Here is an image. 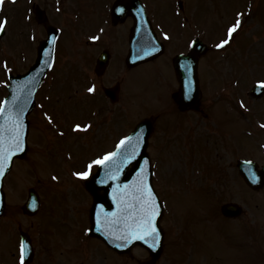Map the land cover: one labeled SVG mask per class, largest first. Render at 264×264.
Wrapping results in <instances>:
<instances>
[{
  "label": "rangeland",
  "instance_id": "obj_1",
  "mask_svg": "<svg viewBox=\"0 0 264 264\" xmlns=\"http://www.w3.org/2000/svg\"><path fill=\"white\" fill-rule=\"evenodd\" d=\"M27 1L31 3V0ZM37 1L42 4L45 3V0ZM149 1L150 11L148 13L151 14L155 23L160 22L164 24L166 20H169L173 16L174 18H171V21L174 25L178 24V19L182 24L183 31L191 29L193 34L195 33L208 44V41H210V45L214 47L215 53H212L214 55L212 58V61H214L212 76L219 75L222 78L226 75L227 70L231 69L234 76L239 77V72L233 70V68H238L245 60L241 68L242 70H240L241 80L245 81V89L240 92L237 90L238 86L234 88L229 86V89L226 87V84L221 86L218 83L219 87H216L217 85L214 83L213 86V82L217 81L216 78H207V70L210 68V61L207 62V59L210 54L205 52V54L202 53L198 58L199 64L202 62L203 72L202 74L201 70L199 71L201 78L200 86L203 89L200 108L206 109L207 112L211 111L210 122L194 123L189 128L193 132L192 134L180 136V142L178 143L172 140L174 141L172 144V166L174 167V173L180 177L192 178V188L189 187L185 179H175L174 175H167V181L164 179L163 172H165V167L159 156L163 141H160L158 144L157 142L161 138L166 141L167 129L164 130L154 121L155 129H158V131L156 130L155 138L153 137L150 140L149 149L152 159L157 160L159 181L162 184L163 191L166 193L164 195L161 193V198L167 206L163 223L166 227L171 228V232L168 235V239L171 242V251L178 258H181V255H185L183 264H264L262 260H259L260 254H264V189L259 192L247 189L235 170L236 160L251 159L258 166L259 164L262 165L264 161V156L261 154L260 149V146L264 144V138H262L264 134L257 130V126L253 125L255 121L249 118L251 112L256 119H262L264 122V99L258 100L257 97L250 95L251 84L254 81L264 79V0H182L184 8L182 13L177 12L176 0H170V2L158 0L157 3L154 0ZM208 1L210 5H208ZM215 2L219 3L214 4ZM73 5L80 13H86L84 0H74ZM12 7H15L16 10H2L6 8L4 4L0 11V15L3 18H6L8 13L10 16V22L7 23L6 30L0 38V80H4L1 61L4 60L3 64L9 69H13V64L8 62L9 57L14 61V54H17L24 46V49L20 51L21 61L27 62L32 46V40L27 31L22 32L21 30L28 29L26 26L27 22L23 19V15L25 14L24 5L22 3H15ZM170 13L171 17H169ZM238 14H242L239 16L241 24L243 23L242 30L234 33L232 41L224 48H217L216 45L220 43L227 27L235 23ZM88 16L92 17L90 12H88ZM65 20L68 25L73 22L69 17ZM169 22L165 23L162 29L168 32V35L175 32L169 30L174 29L172 25L168 24ZM84 23V21H80L78 26L75 24L68 26V33L63 38L64 43H61V47L66 52H70L63 63V68L67 69L69 76L66 74L62 75L61 71L58 70L60 63H58L57 68L54 67V71L52 72L53 88L46 96V103L49 104L53 118L58 117L60 127L63 126L62 121L63 116H65V107L71 105V108L67 110L70 114L68 125L70 123H81L85 116L80 119L81 115L78 114V107L76 106L79 105L78 102L83 97L80 92L83 80L79 78V72L81 70L85 71L87 73L86 80H90L91 86L95 85L96 89L92 96H88V99H84L82 102L99 104L100 100H102L100 85L113 86L115 83H119V97L115 104L118 127L115 128L117 129V140L120 141L132 130L136 122L143 119L153 120L151 115L156 114L158 109H160V112L167 111L168 96L172 91L173 93L176 91L177 82L175 80L171 81L168 78L166 82L161 81L160 78L156 79L151 70L126 71L122 63L119 65L122 72L114 73L110 71L108 73L107 69L103 77L97 79L93 73L94 58H92V54L96 50L93 47L105 48L110 55L111 63L115 53L112 46L113 42L106 41L104 45L92 44L93 47L84 46L86 42L89 43V39H92V37H89L94 35L93 31L91 32V27L97 26V21H91L89 18L86 23L91 27L85 25L89 29H80ZM153 25L156 26L154 23ZM31 26L34 29H41L40 27H36L35 23H31ZM244 29H246L247 38L244 36ZM176 32L182 34V50H185L190 37L188 35L189 31L187 34L182 33L181 29ZM9 37L12 40L8 44ZM173 41L175 40L170 38V41L167 42L168 46L165 51L167 56H170L171 49L176 46ZM121 44V40L118 38L115 47L119 48ZM249 48H252L250 53ZM97 52L98 50H96L95 56ZM246 54L249 60H247ZM121 57L123 60L124 51ZM217 58L221 60V64L215 61L218 60ZM162 61H156L143 67L158 66ZM23 68L21 69V65L16 66V69L19 71H22ZM131 71L133 72L128 75ZM70 73L73 78L70 77ZM157 80H160L162 85L165 86L167 97L165 89ZM75 90L77 94H75ZM1 95H4L2 88H0V97ZM79 96L81 97L80 99ZM44 98L40 96L39 101L44 100ZM37 111L40 110L33 111L34 114L31 117L32 123L30 125L31 133L29 140L39 141L40 139V143H49L51 130L43 124ZM180 114L182 117L188 116L190 119H196L201 116L199 111ZM209 123L214 127L210 126ZM249 123H251L252 127ZM169 125H175V123L170 121ZM217 127L219 129L222 127L226 129V134L221 133L217 137L218 144L222 143L220 146L223 147L224 151L222 152L224 154L222 160L228 163L225 171L221 172L225 176H219L221 173L216 168L217 162L207 169L197 167L195 163H199V160H194L192 153L187 151V146H184V144H191V141H198L203 134L213 137V130H216ZM236 127L240 128L232 135ZM254 129L257 140L255 139ZM56 139L58 143L57 147H59L56 152H47L38 149L34 145L24 162H15L13 164V170L6 180V213L8 216L0 221L1 256L9 258L12 250L15 249L16 239L14 237V229L16 225L13 222L17 217L16 209L23 200L24 190L30 185L33 176L36 175L39 178L44 176L46 167L41 169L42 157L45 158L46 156L59 154V150H62L61 154H63L64 149H66L65 147H74L76 146L75 142L79 143L80 140L79 137L75 138L73 136H69L67 141L65 139L59 140L58 137ZM91 151L92 149L87 147L77 148V154H80V161L75 165L74 169H83L86 166L88 162L86 157ZM228 152L230 155H228ZM157 156H159V159ZM215 161V158H213V162ZM200 165L202 166V162ZM53 170L59 169L53 167ZM13 179L14 181H12ZM47 186L48 184L43 182V189ZM51 195L54 196L55 193ZM168 197H170L169 200ZM233 201L237 203L243 202V204H246L245 209L248 208L245 211L246 214L243 216V219L238 224L241 225L239 228L236 227V224L225 223L220 217L216 218V215L208 216L209 212H213L212 206L215 202L216 204H223ZM262 205L263 207H261ZM47 207L49 208L48 202H46ZM209 207H211V210L207 212ZM200 211H204L205 215L199 213ZM171 213H178L180 218L186 219V224L188 223L187 227L189 230L192 228V232L196 234L194 241L190 240L186 243L188 239L185 236L174 238L175 232L173 230L177 229V225L171 221ZM254 221L259 225L254 224ZM21 222L26 225V228L36 232V225L33 228L30 222L25 220H21ZM47 222L46 230L53 229L52 223H49V220ZM32 223L35 224V222ZM37 231L41 233L42 229H38ZM260 235L262 238H259ZM50 237H56V234L53 233ZM46 243H48V239ZM185 244L186 246H184ZM134 255L140 259L144 257V253L140 249L134 250ZM158 264L171 263L168 261L167 256H164Z\"/></svg>",
  "mask_w": 264,
  "mask_h": 264
},
{
  "label": "snow or ice",
  "instance_id": "obj_2",
  "mask_svg": "<svg viewBox=\"0 0 264 264\" xmlns=\"http://www.w3.org/2000/svg\"><path fill=\"white\" fill-rule=\"evenodd\" d=\"M5 4V0H0V7ZM123 11V9H120ZM238 14L235 23L231 24L226 29V38L222 39L220 43L216 45L217 48H224L228 45L237 33L238 29L241 28V19ZM7 18L0 20V33L6 30ZM93 40L99 39V37H92ZM256 88L264 90V79L258 80L255 85ZM95 85L87 89L88 92H95ZM243 106V105H242ZM23 109L16 114L15 118L9 114L5 116V109L0 107V117H5V123L0 124V177H3L6 171L9 170L10 165L13 163V157L18 153L24 151V125L20 119ZM49 122L51 123V118L49 117ZM91 125L76 124L74 131H87ZM131 144V139L125 137L119 142V147H124ZM118 156L117 152H109L104 156L92 160L83 171H76L73 173L79 179H87L94 165L96 166H107L109 164L116 165L117 162L114 158ZM135 156V150L131 155L125 157V160L131 159ZM145 164L148 161L144 162ZM118 169V165H117ZM116 177L113 176L112 179ZM53 180H57L58 177L53 176ZM104 183V181H101ZM128 194V189L125 188L124 194L121 197H114L120 204H124V208L120 210L119 213L105 214L110 215L113 219L105 225L102 221L98 219V230L100 227H107L110 231L108 235H115L118 240H141L145 243H150L151 248H156L160 241V229L157 227V218L161 216L160 203L158 202L152 187L147 182V177L143 174V169L141 170V175L137 181L131 186V200L125 203L124 196ZM33 203V207H35ZM117 226H120L117 228ZM118 233V234H117ZM124 245H117V247H123ZM28 249L26 248L23 241L19 245V264H25V257Z\"/></svg>",
  "mask_w": 264,
  "mask_h": 264
},
{
  "label": "water",
  "instance_id": "obj_3",
  "mask_svg": "<svg viewBox=\"0 0 264 264\" xmlns=\"http://www.w3.org/2000/svg\"><path fill=\"white\" fill-rule=\"evenodd\" d=\"M139 25H143L145 27L146 24L144 20L142 19L141 15L137 16ZM137 21V20H136ZM46 46V45H45ZM45 46L42 48V51L45 49ZM39 61L37 62L38 65ZM48 61L42 66L41 63L35 69H33L29 75L23 77V78H17L13 81V87L9 89L11 92V96L5 103V116H8L11 114L13 118H15L16 114L20 112V109H23L22 114L20 115V119L23 122L24 125V134H25V116L29 113L32 107V96L35 91L36 86L38 85L40 81V77L42 75V70L44 67L46 68ZM42 66V67H41ZM189 76V75H188ZM192 79H194L192 77ZM189 78L186 77L183 79L182 83L185 85L183 87L182 92L188 88V90L192 89L191 91L195 89L194 81L192 82V87L188 85ZM17 83L20 85L21 95H20V104L23 103L22 106H11V102L14 100V93L12 90H17ZM182 92L180 96L182 97ZM179 102L180 99H178ZM13 114V115H12ZM5 117H0V124H4ZM145 132H144V131ZM149 133V127L148 124H141L137 130L133 133V135L130 137L131 144L126 145L124 147H120L117 150L118 156L114 158L117 162L116 165L109 164L107 166H102L96 174V176L92 179V181L89 183V189L93 193L95 202H94V208H95V215L93 217V225L91 229V233L94 236L100 237L102 239L107 240L109 243L112 242L113 239H115V235H108L107 233L110 231L107 227H100L98 230V219L102 221L105 225H107L113 217L110 215L106 216L105 214H111V213H119L122 208H124V204L118 203L114 197H121L124 194L125 188L128 189V194L124 196L125 203H127L129 200H131V186L137 181V179L141 175V170L143 169V174L147 177V182H149V173L147 170V164L144 163L145 159L144 156V150L146 147V138ZM23 134V138H24ZM135 150V155H139L136 160H125V157L131 155V153ZM15 157V156H14ZM144 158V159H143ZM132 164L133 168L128 173L126 172V167ZM118 165V169H117ZM247 167L245 169H242V174L245 178V181L248 185L256 187L260 186L264 183V167L261 172H255V167L249 166V164H246ZM116 171V174L114 175L115 179H110L109 172L110 170ZM7 172V171H6ZM104 175H107V179L104 183L100 185V187L96 184V179L100 177H104ZM2 177H0L1 179ZM95 185L104 191V194L100 195L99 189L95 187ZM1 196H0V207H1ZM120 226H117V228ZM118 234V233H117ZM137 243H140L142 245H148L149 243H145L141 240H134ZM161 240L159 241L158 246L155 248L159 250Z\"/></svg>",
  "mask_w": 264,
  "mask_h": 264
},
{
  "label": "flooded vegetation",
  "instance_id": "obj_4",
  "mask_svg": "<svg viewBox=\"0 0 264 264\" xmlns=\"http://www.w3.org/2000/svg\"><path fill=\"white\" fill-rule=\"evenodd\" d=\"M122 30H126V29H122ZM53 245H54L53 243L50 245L51 248L53 247ZM50 253L53 254V249H51L49 251L48 255H51ZM74 259H75V261H77L80 264H86L85 259L79 253H76L74 255ZM47 264H62V261L61 260H55L53 256H49L48 260H47Z\"/></svg>",
  "mask_w": 264,
  "mask_h": 264
}]
</instances>
